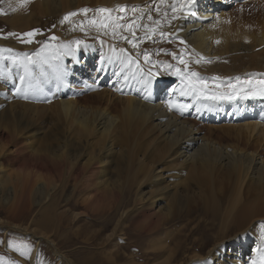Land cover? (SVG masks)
<instances>
[{"label":"bare ground","instance_id":"6f19581e","mask_svg":"<svg viewBox=\"0 0 264 264\" xmlns=\"http://www.w3.org/2000/svg\"><path fill=\"white\" fill-rule=\"evenodd\" d=\"M15 1L20 6L12 21L17 22L21 29L32 17L23 13L34 7L37 13L61 15L62 18L55 20L57 25L58 20H63L69 13H77L69 18V22L63 23V28L62 22L59 23L56 42L48 53L54 57L49 63L60 65L68 75L57 80L47 64L43 70L34 68L30 77L34 86L31 90L27 89L26 83L16 84V87L21 85L18 87L21 93L25 91L30 96L26 98L28 102L10 100V106L0 112V158L8 152L5 145L14 147L10 153L24 152L20 167L7 174L0 187L4 193L10 189L11 196L7 197V202H10L12 210L41 204L42 208L33 222L42 228L38 229V236H33L39 239L46 235L52 247L55 244L49 240L51 234L59 235L61 240L68 235H81V239L88 243L90 240L96 242L98 248L107 243L102 250L96 248L98 252H90V256L115 264L124 256L119 253L121 248H110L115 247L116 237L126 234L124 227L130 210H138L140 219L134 228L141 233H157L165 221L174 223L173 220L180 219L187 224L184 222L186 217L197 210L201 223L209 221L213 242L207 240L211 245L205 258L192 254L191 262L203 260L210 263L218 254L215 249L218 250L222 240H232L231 247L238 248L239 252L250 236L254 242L253 250L242 264L245 261L246 264H264V236L261 237L255 229L256 223L264 219V104H253L250 98L243 96L244 89L249 92L260 86L256 82L264 81V14L256 18L261 27L249 29L235 22L236 18L243 17L246 8L264 7V0H40L41 5L35 0ZM140 1H150L146 4V8L150 5V10L141 11L133 18L136 19L131 32L133 40L124 34L129 20L109 29V40L104 36L106 28L89 24L92 19H105L108 12L100 13L99 8L117 13L118 5ZM68 7L80 9V12L67 10ZM84 8L89 11L81 12ZM68 25L71 28L64 27ZM121 37L125 43L112 46ZM76 40L83 41V44L74 51L75 55L69 54L62 45L70 44L73 49L72 44ZM22 44L26 46L23 54H29L31 44ZM133 45L139 48L144 66L140 62L141 65L135 68L124 55V49L134 55L131 51ZM114 49L117 51L113 52ZM80 53L83 57L78 56ZM181 59L187 66L180 63ZM149 64L152 67L154 64L158 73L161 65L171 67L163 76L154 73ZM180 65L182 71L176 74L175 67ZM139 67L156 76V79L150 78L149 87L145 86L148 72L143 73ZM193 71L197 76H188ZM186 76L193 81H205L207 88L202 91L203 96L206 98L210 94L211 99L198 100L191 96L184 79ZM105 79H111L112 87L102 86L96 90ZM179 80L183 87L177 84ZM85 81L86 85H83ZM89 85L94 91H86ZM4 89L0 88L3 94ZM182 91L187 94H182ZM217 93H235L238 98L234 101L214 99L213 95ZM43 99L44 103L49 102L39 104ZM169 101L173 102V107H169ZM48 111L68 124L62 141L67 149L57 156L50 146H46L43 136L42 142L31 149L33 132L26 130L21 134L20 130L23 122L26 127ZM232 114L236 119L241 116L244 123L218 124ZM225 121L229 122L228 119ZM93 137L95 139L91 140ZM135 137L146 142L139 143V150L154 148L159 143L163 145L148 164L142 165L138 161L137 166L131 157L134 147L126 151L121 148L113 160L112 169L109 168L108 158L116 154L117 141L127 144L130 138ZM69 146L80 151L73 157ZM166 153H169L168 158L177 161L181 169H185L186 176L200 191L196 194L190 192L188 183H183L182 190L173 186L167 202L158 205L154 196H149L153 191H145L142 185L161 177L150 166ZM245 178L249 182L243 187ZM228 180L229 189L222 193L220 188L227 185ZM67 188L70 189L67 202L62 204L61 197L66 196L63 192ZM76 196L80 199L77 200ZM79 206L82 210L76 212ZM105 212H113L114 215H99ZM87 213L99 215L110 225L113 217L117 222L101 238L100 231L91 228L97 223L96 219L87 224L77 221L79 216L86 217ZM108 226L102 225L107 229ZM174 226L166 232L172 245L165 250L163 248L164 253L153 264L174 262L182 245L181 236ZM29 231L23 228L25 234ZM118 232L120 234L116 235ZM162 246L164 244L157 247ZM54 252L65 264H75L62 258L64 256L57 249ZM117 264L134 263L125 261Z\"/></svg>","mask_w":264,"mask_h":264},{"label":"rangeland","instance_id":"374dc122","mask_svg":"<svg viewBox=\"0 0 264 264\" xmlns=\"http://www.w3.org/2000/svg\"><path fill=\"white\" fill-rule=\"evenodd\" d=\"M38 1L41 5L40 0H35L36 3H38ZM146 4V1H140L137 4L118 5L116 7L117 13H115L114 11L108 12L104 19L109 25L104 32V36L106 37V39L109 40V36L107 33L109 29L117 26L118 24H120V22L129 20V25H131L133 23V18L138 15L141 11H145L147 9ZM19 6L20 4L15 0H0V76L3 77L0 78V88H5V96L0 90V112L10 106V100L16 99L28 102L26 98L30 97L26 95L27 92L23 91L21 93V89L18 88L24 83L16 87V84L21 82L20 77L25 76L23 69L20 68L17 64H14L12 60L6 59L9 56L16 57L18 60L23 59L22 54L26 46H24L22 43L26 42L22 41H26L28 37H24L21 34L30 32L34 29L39 30L40 34L36 35L33 38V42L26 43L27 45L31 44L32 46V50L29 53L31 55L37 50H39V46H42L45 42H48L51 46H54L53 44L56 42V39L50 40L49 38L53 36L57 38V31L59 30V27L57 26L60 22H62L61 27L63 28V23L67 21L64 19L61 21L58 20L57 25L55 20H57L58 18H62L61 15H53L52 12L46 15H44L43 13H37V8L34 7L30 9L29 12L23 13L25 14V16L32 17L28 20L26 24H24L23 27L21 26L23 28L21 29L19 28V24L17 22L12 21V19L16 18L15 11L18 10ZM72 9H75L76 11L80 12V9L78 10L77 8H67V10ZM261 14H264V7H248L243 12V17L236 18L235 22L240 26L243 25L249 29L261 27L259 26L260 22L256 19L257 16ZM64 27L71 28V25ZM125 33L126 30H124V34ZM73 46L76 45L72 44V47ZM7 49H11L12 51L9 52L7 51ZM80 55H82L83 57L82 53H80L78 56ZM165 68L168 69L169 67L166 66ZM164 74L165 72H163V74L161 75L164 76ZM169 75H171V73H169ZM103 83L104 81L102 82V84ZM106 88H110V86H106ZM166 90L167 89L163 90V93L166 92ZM48 102L44 103L43 99L38 103L46 104ZM232 116L233 114L230 116L231 119L227 117L226 119L220 121L218 124L221 125L225 122L226 125H230L231 123H233L232 125H235V123L238 124L240 122L244 123L241 116L238 115L239 118L237 117V119L235 118V116ZM232 118L235 121L232 122ZM227 119L229 120V122L225 121ZM67 125L68 124L66 123V121L62 120L61 117L56 118L53 112L48 111L45 115H43L30 125H27L26 127L24 126L23 122L21 124L20 130L21 134H24L23 131L26 130L33 132V136L30 138L31 149L36 148V146H38L42 142L41 138L43 136V138L45 139L44 142L47 143L46 146H50V149L54 152L55 156H57L62 150L67 149L62 144V141L64 140V131H67ZM94 139L95 137H93L91 140ZM141 142H143L144 144L146 143L139 137L130 138L127 144L121 143L118 140L117 149H115L116 154L110 155L108 158V167L112 169L114 165L113 160L117 157L118 151L121 148H125L126 151L127 149L129 150L130 148L134 147L131 157L135 162V166H137L138 161H140L142 165H145V163L148 164V161H150L154 157L158 149L163 145V143H159L154 148L153 146L148 148L143 147L144 150H139L138 146ZM12 148H14L12 145L10 147L9 145L4 146V149H7L8 152H6V154L0 158V183L4 178L7 177V174L17 170L20 167V164L24 161V152L10 153L9 150ZM69 151L73 152L74 157L75 153L79 152L80 150H74L72 149V147L69 146ZM168 154L169 153H166L162 158L159 159L157 163L150 166L152 168H155L156 174H159L161 177L157 178V180L154 182L147 181L142 185L145 191H153V194L149 196H154V202L158 205H163L167 202L168 196L174 189L173 186H176L179 190H182L183 183H188L190 185V192L196 194L197 191H200V189L196 187L192 179L186 176L185 169H181L177 164L176 160L168 158ZM248 182L249 181L247 180V178H245L243 182V187H245ZM226 184L227 185H225L223 188L219 187L222 193H225L224 191L229 189L230 181L228 180ZM1 190L2 188L0 187V264H65V261L63 259L60 260L56 257L54 252L55 249L60 251L62 256H64L62 258L70 259L71 262L75 264H112L110 261H106L103 258L95 257L96 259H92L90 256V252H98L97 249L99 248V250H102L104 246H107V243L103 244L98 248L95 246L97 244L96 242L93 243L90 240L88 243L81 239V235L76 236L77 234L68 235L67 238H62V240L59 235L58 237H56L51 234V236H49V240L51 239L52 243L55 244L54 247H52L50 241L46 240V235L45 238L37 239L34 236L39 235L37 231L39 228H42V226H35L33 219L35 220V218L38 217V212L42 208L41 204L38 205V203H34L27 208H23V210H12L9 206L10 202H7V197L9 195L11 196L10 189L8 188L7 192L5 193L3 192V190ZM68 190L70 189L67 188V191L63 192L66 196L61 197L62 204H65L67 202L66 198L69 193ZM123 195L125 196V194ZM133 197L134 195L132 193V201ZM75 198L77 200L80 199L79 196H76ZM132 201L130 205H132ZM81 210L82 208L79 206V208L76 209V212H80ZM127 214L128 218L126 219L124 227V232L126 234L118 237L115 236L117 238L115 243L116 245L115 247L110 248V250H119L121 248L119 253L121 256H124L123 259L118 260L117 262H115V264L120 262L124 263L125 261H131L134 264H153L164 253L165 248L167 246L169 247L172 245L168 242L169 236L166 235V232L171 231L174 225H176L177 231L179 232L178 234L181 236L182 245L181 249L177 252L178 254L176 255L175 259H173L174 262H169V264H242L244 259L250 257V253L253 250L254 242L253 238L250 236L247 238V242L244 245V249H241L240 247L239 252L238 248L235 249L231 247V243L233 242L232 240H222L221 245L217 247L218 250L215 249L216 251H218V254L214 256L210 263H205L203 260L201 262H191L190 256L192 254H196V256L201 255V258H205L207 256L208 250L210 249L211 243L209 242H213V240L210 239L211 235L209 234L211 233V231L209 230L210 223L209 221H206L204 223L200 222L201 215L199 214V211L193 210L189 213V215L184 220V222L187 224H184L182 222L183 220L180 219H176V221L173 220L174 223H169L165 221L159 226L157 233H155L154 231L150 233H141L134 228L138 218L140 219L138 210L134 212L130 210L129 212H127ZM99 215H101L102 217L106 215L111 217V215H114V213L105 212ZM99 215L95 216L87 213L86 217L79 216L77 221L80 224H82V222H86L87 224L92 219H96L97 223L94 224L91 228L99 230L102 236L101 238H103L110 231V229L115 226L117 220L115 219V217H113L114 220H112V223L110 225L108 224L107 220L100 219ZM256 224L257 225L255 229L260 232L261 237L264 236V219L259 220ZM102 225H109L108 229L102 227ZM23 228H28L30 231L25 234L23 232ZM119 230L123 232L121 229ZM119 234L120 233L118 232L116 235ZM204 239L205 241L202 245V241ZM208 239H210V241H207ZM154 241L159 244L155 243L151 246V242ZM74 243L76 245H74ZM160 244H164V246H162L161 248L157 247ZM163 248L164 250H162ZM246 263L247 262L245 261V264Z\"/></svg>","mask_w":264,"mask_h":264},{"label":"snow or ice","instance_id":"6c2138e0","mask_svg":"<svg viewBox=\"0 0 264 264\" xmlns=\"http://www.w3.org/2000/svg\"><path fill=\"white\" fill-rule=\"evenodd\" d=\"M121 10H123V9H121ZM88 11H89V9H87V8L81 9V12H83V13H87ZM109 11H110V9H107V8H99L98 9V12H100V13H106ZM174 11H175V9H174ZM75 15H77L76 12H71L64 17V20H69V18L71 16H75ZM89 24L95 25L98 28H107L109 26L105 20L97 21L96 19L90 20ZM38 34H40L39 30H35V29L30 31V32L23 33L21 35L24 37H28V39L26 41H22V42L32 43L33 38ZM49 39L55 40L57 38L55 36H53V37H50ZM74 43L77 47H79L81 44H83V41L76 40ZM133 46L135 47V45H133ZM51 47L52 46L48 42H45L42 45V47L39 50H37L36 52H34L33 54H31V56L27 53L22 54L23 55L22 60H18L16 57H13V56H9L6 58L9 60H12V62L14 64H17L20 68L23 69L25 76H21L20 79H21L22 83L27 84V89L31 90L34 87L33 84L31 83V80H30L33 68H40L41 70H43L44 65L47 64L48 67L52 69V72H53V74L57 80H63L64 77H66L68 75V73L60 65H53V64L49 63L50 59L54 58V57H50L48 55L49 51L51 50ZM62 47L67 48L69 54L75 55V53L72 52L70 44L62 45ZM7 51L11 52L12 50L7 49ZM145 59L147 60L148 57L145 56ZM180 63L185 64V66H187L186 62L183 59H181ZM168 67H171V66L169 65ZM180 72H181L180 69H176V74H179ZM188 76L195 77V76H197V73L193 71V72H190L188 74ZM188 76H186L185 79H187L186 87L189 89V91L199 90L202 92L205 88H207V84L205 81H203V80L193 81L191 79H188ZM0 78H3V77L0 76ZM237 80H239L238 77H237ZM247 83L252 84L251 81H247ZM256 83L260 85L259 91L258 92L253 91L251 94L253 96H255L257 94H264V81H258ZM150 85H151V79L149 78L148 80L145 81V86L149 87ZM18 91H19V89H18ZM182 94H187V93L182 91ZM234 94L235 93H231V94H229V93H217V94L213 95V98L214 99H216V98L232 99ZM168 103H169V107L174 106L172 101H169ZM181 107H184V106H181ZM254 264H255V262H254Z\"/></svg>","mask_w":264,"mask_h":264}]
</instances>
